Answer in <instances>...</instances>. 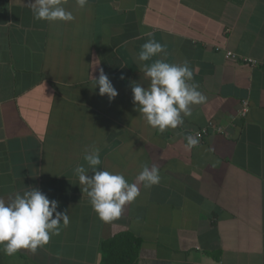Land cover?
Segmentation results:
<instances>
[{"label": "crops", "instance_id": "crops-1", "mask_svg": "<svg viewBox=\"0 0 264 264\" xmlns=\"http://www.w3.org/2000/svg\"><path fill=\"white\" fill-rule=\"evenodd\" d=\"M61 2L74 20H35L34 0H0V198L37 188L69 216L47 245L0 251V264H103L113 247H135L137 264H264V0ZM148 34L166 53L139 61ZM156 59L188 61L207 97L162 134L132 91L150 87L142 68ZM101 68L112 101L95 88ZM208 125L224 132L187 150L184 136ZM92 148L99 170L135 182L157 165L160 183L139 184L121 217L102 221L74 173Z\"/></svg>", "mask_w": 264, "mask_h": 264}, {"label": "clouds", "instance_id": "clouds-1", "mask_svg": "<svg viewBox=\"0 0 264 264\" xmlns=\"http://www.w3.org/2000/svg\"><path fill=\"white\" fill-rule=\"evenodd\" d=\"M88 0H76L80 8L87 5ZM33 18L48 22L72 21L73 13L68 11L61 0H34L30 4ZM141 46L137 59L147 62L153 57L166 53V45L156 41L152 34ZM150 78V87L145 88L134 84V104L136 110L146 120L149 126L161 134L168 129H176L184 124V117L192 116V105L204 104L207 97L198 90L193 81L194 72L188 61L182 64L169 63L165 59H156L142 68ZM121 79H124L121 76ZM95 80V88L99 87V95L110 101L118 96L116 88L101 68L99 77ZM197 136L186 134L185 148L191 150L198 146ZM84 160L87 167L78 165L74 173L78 176L80 185H86L82 191L90 199L93 210L104 222L119 219L126 205L134 202L140 195L139 184L150 188L160 183V169L157 165L151 168L147 164L135 178L129 182L122 173L99 170L101 165L100 150L92 148L85 152ZM94 175L89 177L88 170ZM57 201H50L39 189L31 188L16 193L9 202L0 198V245L7 256H12L21 249L35 253L38 247L47 245L53 235L60 234L61 221L63 227L69 224V216L57 212ZM53 213H56L53 219Z\"/></svg>", "mask_w": 264, "mask_h": 264}, {"label": "trees", "instance_id": "trees-1", "mask_svg": "<svg viewBox=\"0 0 264 264\" xmlns=\"http://www.w3.org/2000/svg\"><path fill=\"white\" fill-rule=\"evenodd\" d=\"M137 259L138 256L135 247H131L127 252L113 247L112 249L108 250V253L104 257L103 264H108L109 261L113 264H137Z\"/></svg>", "mask_w": 264, "mask_h": 264}, {"label": "built area", "instance_id": "built-area-1", "mask_svg": "<svg viewBox=\"0 0 264 264\" xmlns=\"http://www.w3.org/2000/svg\"><path fill=\"white\" fill-rule=\"evenodd\" d=\"M228 54L231 55L232 57H236L237 56L233 52H229ZM244 60L253 62L254 64L256 63V60H254L252 58H245ZM248 111H249V103H248V101H244L243 107L240 110V114L242 116H245V115H247ZM212 131L219 132V133H223L224 132V129H223V127H219V126L218 127H215V126H212V125H208V126H204V127L198 128V129H194L189 134L193 135L194 137L197 136V134H199L198 135V139H199V142H201Z\"/></svg>", "mask_w": 264, "mask_h": 264}]
</instances>
